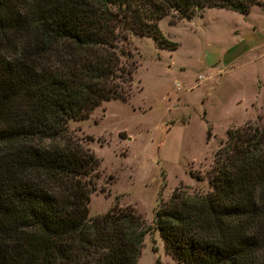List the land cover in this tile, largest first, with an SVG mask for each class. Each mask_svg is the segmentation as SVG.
Segmentation results:
<instances>
[{"label":"trees","instance_id":"16d2710c","mask_svg":"<svg viewBox=\"0 0 264 264\" xmlns=\"http://www.w3.org/2000/svg\"><path fill=\"white\" fill-rule=\"evenodd\" d=\"M257 0H0V264H138L149 232L132 206L89 216L101 165L69 131L127 102L128 32L176 49L167 16L248 14ZM124 58V59H123ZM210 192L159 200L155 229L178 264H264V126L229 130Z\"/></svg>","mask_w":264,"mask_h":264},{"label":"rangeland","instance_id":"374dc122","mask_svg":"<svg viewBox=\"0 0 264 264\" xmlns=\"http://www.w3.org/2000/svg\"><path fill=\"white\" fill-rule=\"evenodd\" d=\"M172 21L162 18L159 28L176 49L132 32L122 38L120 46L137 62L127 102H104L88 119L68 122L101 162L89 216L118 204L145 220L138 264H178L155 229L159 200L175 190L210 192L215 154L228 131L264 126V0L248 14L206 8Z\"/></svg>","mask_w":264,"mask_h":264},{"label":"built area","instance_id":"2783aa9c","mask_svg":"<svg viewBox=\"0 0 264 264\" xmlns=\"http://www.w3.org/2000/svg\"><path fill=\"white\" fill-rule=\"evenodd\" d=\"M203 78H204L203 75H202V76L200 75V76L198 77L199 80H202ZM180 87H181V84H180V83H177V88L180 89Z\"/></svg>","mask_w":264,"mask_h":264}]
</instances>
